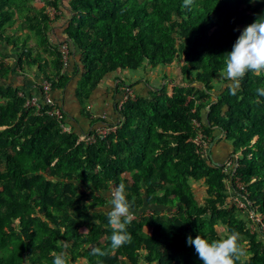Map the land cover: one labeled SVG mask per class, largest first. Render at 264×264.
Listing matches in <instances>:
<instances>
[{
    "label": "trees",
    "instance_id": "16d2710c",
    "mask_svg": "<svg viewBox=\"0 0 264 264\" xmlns=\"http://www.w3.org/2000/svg\"><path fill=\"white\" fill-rule=\"evenodd\" d=\"M37 2L60 11V0H0V45L13 46L17 56L13 64L0 54V264H53L52 251H66L68 264H203L187 238L200 235L211 242L233 231L247 241L242 264H264V233L260 227L252 231L250 219L230 203L229 175L196 149L199 131L193 125L201 123L212 147L223 140L231 143L230 155H241L235 176L244 189L232 178L233 190L264 223V97L256 94L264 75L246 74L236 95L226 87L230 82L219 78L224 55L243 29L264 17V0H194L187 9L184 0H71L66 35L79 52L73 66L82 79L76 91L82 104L117 70L180 64L188 82L174 87L172 95L166 86L148 96L137 93L121 110L117 101L118 124L92 120L117 130L92 145L73 127L65 131L62 121L47 114L50 106L43 107L44 114L27 110L32 96H21L8 82L17 68L35 66L53 92L71 80V50L67 69L60 50L68 41L51 42L52 20L46 9L36 10ZM21 29L53 57L52 72L40 51L26 49L17 34ZM38 98L43 100L41 89ZM130 173L132 181L126 178ZM192 179L207 187L203 204ZM111 181L125 184L130 211L138 214L127 226L130 242L114 252L107 217ZM61 241L66 249L58 246ZM94 248L108 255L94 256Z\"/></svg>",
    "mask_w": 264,
    "mask_h": 264
},
{
    "label": "crops",
    "instance_id": "0c3cea01",
    "mask_svg": "<svg viewBox=\"0 0 264 264\" xmlns=\"http://www.w3.org/2000/svg\"><path fill=\"white\" fill-rule=\"evenodd\" d=\"M70 1L71 0H60L61 7L59 15L57 16V19H51L52 24L49 29V36L51 42L54 45H60L61 43L68 41L70 46L72 59L68 69V76H70L71 80L66 85L64 90L55 91L53 92V95L63 107L66 113L67 123L71 125L74 131L79 135L84 136L85 134L89 133L93 127H98L97 125L92 124V120H98L102 117H106L105 119L108 120L109 123H112L111 125L118 124V121L114 115V104H116V102L121 97L119 93L124 86L122 84L123 82H126V84L129 85H137L135 87L136 92L143 96H148L149 92H155L162 86H166L167 91L170 94V92L172 93L174 87H184L188 85L186 84L187 81H185V78L181 76V69L177 70L173 66L165 67L168 68L167 74H160V67H146L144 69L142 68L135 71L117 70L116 72L105 76L106 78L94 91L89 102L82 104L78 100L76 93L78 85L81 81V77L79 76V73L75 74V68L73 66V63L75 65L78 59L79 52L77 51L76 46L73 45V42L69 41V38L66 35L69 21L72 17V12L68 4ZM34 7L37 11H44L46 9L45 4L40 2L34 3ZM28 35L29 37L27 36L26 39V49L34 47V53L40 51L42 58H44V60L51 66L53 57L50 54L44 52V48L39 46V42L37 41L36 37L29 33V31ZM0 54L6 56L8 63L16 64L17 56L16 50L13 46H8L5 44L0 45ZM43 67L45 68V64H43ZM147 68L150 69L149 74L148 72H145ZM79 70H81V68H79ZM154 70L157 71V74L154 73ZM49 71H53L52 66L49 68ZM14 75L15 76L8 79V82L14 87L19 88L21 93H26L28 96L40 95V84L45 78L42 76L39 66L31 68L25 67L24 70L17 68L16 74ZM230 148L231 146L223 140L216 142V144L213 145L211 149L212 160L224 163L231 156L230 154L232 150ZM132 174L134 175V173H130L126 177L130 181H132Z\"/></svg>",
    "mask_w": 264,
    "mask_h": 264
},
{
    "label": "clouds",
    "instance_id": "9594fccd",
    "mask_svg": "<svg viewBox=\"0 0 264 264\" xmlns=\"http://www.w3.org/2000/svg\"><path fill=\"white\" fill-rule=\"evenodd\" d=\"M193 3L194 0H184L182 7L185 9L190 8ZM237 31H239V29H237ZM224 62L225 67L223 70L220 71L219 78L230 82L228 85H226V87L228 88L229 93L231 95L237 94V91L240 88L241 80L246 76V74L251 73L254 76L264 75V17L258 18L254 23L250 24L245 29H243V31L237 38L235 44L233 45L232 51L224 55ZM256 94L258 96L264 97V87L257 88ZM22 95L23 93H21V96ZM120 95L122 96V91L120 92ZM120 99L121 97L119 98V100ZM258 102L259 101H257V103ZM98 126L107 125L104 124ZM82 137L84 136H81V138ZM208 140L209 146L207 147L208 150H206L207 154H209V157L211 159L212 151L209 147H211L212 149V146L210 144V139ZM199 153L202 154L200 151ZM234 158H237L236 155ZM229 160H231V156L228 160L225 161V163ZM224 164L219 165H221V167L225 169L226 164ZM224 172L227 173L226 171ZM232 178H235V186L236 188H238L236 180L239 178H236L235 175L234 177L232 176ZM230 193V199L232 200L234 196H238V194H236L234 190H231ZM109 205L110 210L107 212V217L108 224L112 229V234L110 236V250L114 252L126 243H129L131 240V236L127 232V226L132 220L133 212L130 211L131 205L127 199L125 184L123 182H121L118 187L110 191ZM151 212H149V214H151ZM146 214H148V212H146ZM163 214H167L166 211ZM136 215L138 216V214ZM187 243L189 246H194L198 257L200 260L203 261V264H236L237 261H241L242 264L243 258L246 257L247 241L243 239V237L238 231L231 232L227 235L226 238L213 240L211 242L205 238H202L200 235L196 236L195 239L189 236L187 238ZM58 246H63V248L65 249L67 248V244L62 241L58 242ZM50 255L54 258L53 264H68V253L66 251H52ZM92 255L105 256L108 255V252L102 251L100 248H94L92 250Z\"/></svg>",
    "mask_w": 264,
    "mask_h": 264
},
{
    "label": "built area",
    "instance_id": "2783aa9c",
    "mask_svg": "<svg viewBox=\"0 0 264 264\" xmlns=\"http://www.w3.org/2000/svg\"><path fill=\"white\" fill-rule=\"evenodd\" d=\"M47 14L50 16V18H56L58 15V11L54 7H49L47 10ZM61 54H62V62L64 65V68L67 69L69 67V61H70V48L67 43L63 44L60 48ZM40 89L43 92V100H40L38 97H32L27 99L25 108L27 110L36 108L38 113L44 114L43 107L45 105H48L52 108L51 111H48L47 114L50 116H56L59 121H62V127L65 131L71 132L72 127L70 125L64 126L65 121V115L61 111V108H59L58 105L55 104V101L53 99V91H52V84L48 80H43L40 84ZM122 96L118 103V109H123L125 103L130 100H136L137 93L134 88L130 86H124L122 88ZM23 96V95H22ZM105 119V117H103ZM194 127L199 131L196 139L194 140V143L197 145V149L202 154H207V147L209 146V140L206 139L203 136V133L201 131V123L198 120H193ZM117 130L116 126H98L94 129L92 133L87 134L86 136L81 138V141H84L86 144L92 145L95 144L98 141H104L108 138V136L111 133H114ZM238 167V160L234 158V160H229L226 164V172L231 173L234 177L236 170ZM238 186V189L243 190L244 186L243 183H240V180L238 183H236ZM117 185L115 182H113L110 186V191L116 188ZM244 199H241L239 196H234L233 201L235 202L236 206L241 209L247 211V205L243 201ZM247 216L250 219L251 223L255 226V228L260 227L261 232L264 233V223L261 222L262 218L255 212V211H247ZM137 219V215L132 213V220ZM131 220V221H132Z\"/></svg>",
    "mask_w": 264,
    "mask_h": 264
},
{
    "label": "rangeland",
    "instance_id": "374dc122",
    "mask_svg": "<svg viewBox=\"0 0 264 264\" xmlns=\"http://www.w3.org/2000/svg\"><path fill=\"white\" fill-rule=\"evenodd\" d=\"M46 11H47V9H46ZM47 13V12H46ZM17 23H18V21H17ZM19 24V23H18ZM28 31L29 30H19L18 32H17V34H19V35H21V41L23 40V41H25L26 40V37L28 36L29 37V35H28ZM29 33H31L30 31H29ZM32 34V33H31ZM36 39H37V41L39 42V40H38V38L36 37ZM37 44V43H36ZM44 60H42V62H43ZM8 61L6 60V63H7ZM150 67V66H149ZM175 69H181V66H180V64H176V65H174L173 66ZM168 68H165V67H160V71H159V73L160 74H167L168 72V70H167ZM145 71V70H144ZM149 71H150V69L149 68H147V70L145 71V72H148V74H149ZM182 71V70H181ZM154 73H156L157 74V71L156 70H154ZM172 76V75H171ZM82 80V79H81ZM127 85H129V84H127ZM215 86H216V89L217 90H221L222 89V85L220 84V83H216L215 84ZM124 87V86H123ZM163 87V86H162ZM171 90V89H170ZM170 95H172V93L170 92ZM230 146H231V143H228ZM231 148H232V146H231ZM230 148V149H231ZM208 150V149H207ZM231 151V150H230ZM201 155H204V157H206V158H208V159H210V157H209V154H201ZM234 157H235V155H231V160H234ZM236 157L237 158H240L241 157V155H236ZM237 158H235L236 160H237ZM225 163V162H224ZM224 163H221V164H224ZM225 164H227V162L225 163ZM224 164V165H225ZM1 169H3V165L1 164ZM224 171H226V168L224 169ZM133 175V174H132ZM228 175H229V179L230 180H228L227 181V184H228V189H230V191L231 190H233L232 189V182H231V180H232V174L231 173H228ZM132 179H133V177H132ZM240 180V183H243L242 181H241V179L239 178V179H237L236 180V183H238V181ZM114 182V181H113ZM112 181L110 182V186H111V184L113 183ZM116 184V183H115ZM191 184H192V186H193V190H194V192H195V195H196V198H197V200L200 202V204H203L204 203V200L208 197V194H207V187H206V185L204 184V182L201 180V181H198V182H196L195 180H191ZM117 185V184H116ZM243 186H244V184H243ZM238 187V186H237ZM238 189V188H237ZM110 193V192H109ZM231 202H234L232 199L230 200V203ZM229 203V204H230ZM235 203V202H234ZM110 206V205H109ZM110 208V207H109ZM155 208V207H154ZM241 210V209H240ZM96 212H98V213H101V211L102 210H99V211H97V210H95ZM140 211L142 212V211H144V206H142L141 208H140ZM146 212H148V214H149V212H151V209H148ZM242 216H244L245 218H246V212L245 211H243V210H241L240 212H239ZM250 229L252 230V231H255V226L252 224V225H250ZM222 231H224L223 229H221ZM82 233H84V234H87L88 233V230L87 229H83L82 231H81ZM145 233L146 234H148V235H151V233H152V229H151V227H149V226H147V227H145ZM223 233V232H222Z\"/></svg>",
    "mask_w": 264,
    "mask_h": 264
}]
</instances>
